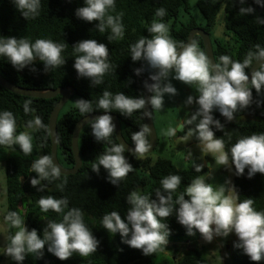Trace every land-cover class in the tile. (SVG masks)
<instances>
[{
  "label": "clouds",
  "instance_id": "9594fccd",
  "mask_svg": "<svg viewBox=\"0 0 264 264\" xmlns=\"http://www.w3.org/2000/svg\"><path fill=\"white\" fill-rule=\"evenodd\" d=\"M11 2L24 19L35 18L39 14L41 0ZM238 2L245 4V0ZM254 2L264 7V0ZM114 7L115 0H83L82 6L75 9L74 16L88 23L95 21L94 27L101 33L106 28L110 29L109 41L120 40L124 38L121 15H107ZM238 11L246 15L252 14L254 10L252 7H240ZM155 15L163 18L166 11L158 8ZM258 19L264 24V19ZM146 31L152 34L151 38L142 36L129 45V57L132 62L142 61L150 69L157 70L149 76L153 83L144 82L150 95L147 98L142 95L132 97L122 92L113 95L104 91L96 102V108L102 109L103 114L86 122L94 140L98 143L108 141L114 133L116 125L109 115L112 110L128 117L136 110L145 109L147 103L151 112L152 109L161 111L165 95L171 97L177 94L170 82L171 77L185 85H195L199 95L186 97L184 105H195L194 110L188 118L178 120L176 126L169 127L165 134L176 137L179 129L184 130L190 125L185 134L177 139L188 142L194 137V144L202 157H211L214 165L223 167L237 177L245 175V169L248 179L256 173L264 175V133L241 137L226 151L224 141L215 135V131L224 130V125L213 116L215 110L224 117L225 122H231L238 108L246 109L253 103L260 106L259 101H254L252 92L255 90L259 94L264 90V47L255 45V50H250L242 62L221 55L217 63L200 50L195 40L176 44L169 36L168 24L162 20H153ZM66 45L44 39L30 42L25 38L0 36V57L6 58L16 71H22L38 60L46 72L49 68L64 65L61 53ZM72 47L76 53L72 67L77 78H86L91 85L100 84L111 68L106 45L95 39H84ZM254 62H259V66L250 72L249 78L246 71L252 68ZM133 71L139 76L143 69L136 68ZM31 103V100L24 102L25 113L34 111L30 108ZM74 105L81 114L93 112L89 100L76 99ZM144 115L148 116L149 113L145 111ZM44 127L38 116L27 122V128L33 131ZM149 135V127L141 126L131 135L132 147L127 149L128 153L138 159L143 158L152 148ZM0 146H18L24 155L32 152L31 134L28 131L18 133L15 117L7 110H0ZM125 151L124 144H111L107 151L95 157L91 171L98 174L103 168L107 182L117 186L133 170ZM202 167L194 165V171L200 175L193 178L175 200L173 194L181 185V177L177 174H169L160 180L161 187L155 191L154 198L139 191L130 192L126 198L129 205L126 215L122 218L117 211L103 215L100 221L102 228L112 235L119 233L122 243L139 249L145 256L162 251L167 246L168 250L163 256L178 261L196 246L192 247L190 241L181 242L182 246H177L168 240L167 225L161 223L160 218L174 216L176 222L185 228L187 235H193L195 230L206 243L216 238L222 241L233 234L236 237L233 247L240 249L250 261L259 262L264 258V212L254 210L253 198L241 200L238 189L230 179L225 178L223 183L215 186L208 183L207 176L210 173L201 174ZM31 172L35 176L30 178L29 183L37 191L44 190L42 181L59 179L62 174L49 155L35 159L31 163ZM65 183L66 178L59 187L62 189ZM36 203L41 212L52 210L62 214V219L59 222L49 220L38 235L35 228L26 227L24 215L18 211L0 209V223L16 229L14 234L7 236L6 243L0 248V255L8 257L14 264H23L26 254L38 253L39 257L45 249L60 261L69 259L74 253L86 257L96 252L100 242L85 225L79 208H68L65 198L56 199L52 196H41Z\"/></svg>",
  "mask_w": 264,
  "mask_h": 264
},
{
  "label": "trees",
  "instance_id": "16d2710c",
  "mask_svg": "<svg viewBox=\"0 0 264 264\" xmlns=\"http://www.w3.org/2000/svg\"><path fill=\"white\" fill-rule=\"evenodd\" d=\"M220 2L221 0H199L190 4V0H115L114 9L109 10L107 15H121L124 38L109 41L110 29L106 28L101 33L94 27L95 21L88 23L74 16L75 9L82 6L83 0H41L39 14L35 18L27 19L21 16L11 0H0V36L25 38L30 42L44 39L67 44L61 53L65 60L62 66L49 68L45 72L42 62L36 60L33 65L16 71L6 58L0 57V75L9 83L22 88L42 91L71 86L75 89V94L61 109L56 121L58 162L64 168H72L74 164L71 151L72 131L81 118L103 112L102 109L96 108V102L102 93L109 91L113 95L122 92L132 97L143 96L144 82L153 69L142 61L132 62L129 57V45L142 36L151 38L152 34L148 33L146 28L153 20H162L168 24L169 36L178 45L184 44L189 32L195 28L202 29L210 37ZM240 7H252L254 11L252 14L241 15L238 11ZM158 8L166 11L163 18L155 15ZM191 8L201 15L203 23H196L191 17L184 22L179 21V15H188ZM224 14V30L232 35L237 47L234 51L233 48L210 37L215 62H219L221 55H228L232 60L242 62L250 50H255V45L264 47V24L258 19H264V7L258 6L254 0H245L244 5L239 4L238 0H227ZM84 39H95L109 49L108 61L111 68L98 85H91L86 78H77L72 67L76 55L72 45ZM193 40L197 42L200 50L204 51L200 38L195 36ZM136 68L143 69L139 76L134 74L133 70ZM247 72L248 70L246 74ZM252 95L254 101L260 102V106L257 107L256 103H253L246 109L238 108L231 122H225L218 111H213L214 118L219 119L224 125V130L215 131V135L224 141L226 151L241 137L264 133V90L259 94L253 90ZM59 98L57 96L42 100L23 97L0 87V110L13 113L18 133L28 131L32 136L30 155H24L18 146H0V162L4 164L5 176V210L18 211L24 215L26 227L35 228L39 235L49 220L59 222L62 214L52 210L41 212L36 201L41 196L65 198L68 201V208H79L82 211L85 225L100 243L96 252L86 257L74 253L69 259L60 261L45 249L39 257L38 253L26 254L23 264H208L196 248L190 249V252L178 261L176 258L162 255L157 262L154 253L150 256L142 255L139 249L122 243L119 233L114 235L107 233L100 223L103 215L112 211H117L123 218L129 208L126 198L132 191H139L154 198L155 191L161 187L160 180L169 174L181 177V185L173 194L175 200L176 196L183 192L184 187L200 175L194 171V166L178 170L167 159H152L149 155L138 159L125 152L133 170L114 186L107 182L103 168L97 174L91 171V164L95 162V157L107 151L111 144L117 143L115 135L113 133L108 141L98 143L87 125L78 138L82 158L79 171L74 175H61L59 179L42 181L43 191H37L30 185V178L35 176V173L31 172V163L42 155L50 156L48 119ZM76 99L89 100L93 112L81 114L74 105ZM27 100H31L30 108L34 109L33 112L23 111V104ZM109 114L117 117L122 137L131 145V135L144 125L142 109L134 111L128 117H124L117 110H112ZM34 116L40 117L44 128L35 131L27 128V122ZM192 142L196 143L194 137ZM92 155H95L94 160H85ZM206 171V168H202L201 174ZM246 173L247 169L245 175L239 177L231 174V183L238 189L241 200L253 198L254 210L264 212V175L256 173L248 179ZM65 178L67 183L63 184L61 189L59 185ZM160 222L167 225L169 241L174 243L190 241L191 236L186 234L185 228L176 222L174 216L160 218ZM4 227L6 243L7 236L14 234L16 229ZM193 233L200 235L195 230ZM235 240L236 237L229 246L235 264H264V258L259 262L250 261L240 249L234 248ZM4 264L14 262L7 257Z\"/></svg>",
  "mask_w": 264,
  "mask_h": 264
},
{
  "label": "rangeland",
  "instance_id": "374dc122",
  "mask_svg": "<svg viewBox=\"0 0 264 264\" xmlns=\"http://www.w3.org/2000/svg\"><path fill=\"white\" fill-rule=\"evenodd\" d=\"M199 0H190V4ZM227 0H221L216 15L215 26L210 32L211 39L219 41L231 48L236 49L237 44L234 42L232 35L224 30V5ZM191 17L196 23H203L201 15L195 10L190 9L189 14H180L179 21L184 22ZM172 85L176 88L175 96L164 97V108L161 111L152 109V120L157 135V142L153 152L149 155L152 159L163 158L169 160L176 169L183 170L193 167L195 164L203 165L202 168L207 169V182L214 186L218 183H223L225 178L231 180V173L221 166H216L209 156L202 157L196 144L192 142L193 138L188 142L178 140L187 131L179 129L176 137H168L165 133L169 127L176 126L177 121H183L188 118L190 112L194 110L195 105L186 106L184 100L187 96H198L195 85H185L182 82L169 78ZM191 153V155H189ZM94 156L85 158V160H94ZM188 161H187V160ZM211 166V167H210ZM3 194V195H2ZM0 209L5 210V176L4 164L0 162ZM2 220V216H0ZM234 235L229 234L222 241L219 238L214 239L211 243H206L200 235L193 234L189 237L192 247L196 246L199 254L208 262V264H235L233 261L232 252L229 249L231 242L234 240ZM5 244V227L0 223V248ZM177 246H182L181 242H175ZM168 250V247L162 251L155 252V261H159L163 254ZM0 264H4L7 257L0 255Z\"/></svg>",
  "mask_w": 264,
  "mask_h": 264
},
{
  "label": "water",
  "instance_id": "95a60500",
  "mask_svg": "<svg viewBox=\"0 0 264 264\" xmlns=\"http://www.w3.org/2000/svg\"><path fill=\"white\" fill-rule=\"evenodd\" d=\"M195 36H198L200 38L206 56L211 61L215 62L213 52H212V45H211L210 37L202 29H199V28L192 29L189 32L185 43H189L190 41H192ZM258 66H259V62H254V64L252 65V68H250L247 72V74H249V78H250V72L254 71ZM156 71L157 70L153 69L152 72L148 75L146 79V82L148 84L153 83V81L149 79V76L154 75ZM0 87L13 94L23 96V97L34 98V99L48 100V99H53L57 96L60 97L58 102L55 104L54 108L52 109L49 119H48L47 129H48V135H49V139L51 143L50 156L53 159V163L56 164L61 169L62 176H69V175L76 174L82 166V159H81L79 147H78L79 134L82 131V129L85 126H87L86 124L87 120L92 119L96 116L102 115L103 113L87 115L81 118L75 124L74 129L72 131V136H71V151L73 154L74 164L72 168L67 169V168L62 167L59 164L58 159H57L56 121H57V117L61 109L69 101V99L75 94V89L71 86L58 87L56 89H48V90H42V91L22 88V87H18V86H15L9 83L1 75H0ZM149 95L150 93L144 87L143 96L147 98ZM145 111L149 113L148 116L144 115ZM109 115L112 117L113 123L116 125L114 129L115 138L118 143L124 144L126 148L125 152L128 153L127 149H130L132 146H130L128 143L124 141L122 134H121L120 124H119L117 117L113 114H109ZM142 117H143L144 125H146L150 129V135L148 139L150 141V144L152 145V148H150L149 152L144 155V156H147L153 152L156 146V142H157V135H156V131L153 125L151 108L147 105V103L145 105V109H142ZM132 156H135V155H132Z\"/></svg>",
  "mask_w": 264,
  "mask_h": 264
}]
</instances>
